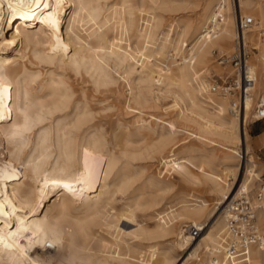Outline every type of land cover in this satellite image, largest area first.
Wrapping results in <instances>:
<instances>
[{
  "label": "bare ground",
  "instance_id": "obj_1",
  "mask_svg": "<svg viewBox=\"0 0 264 264\" xmlns=\"http://www.w3.org/2000/svg\"><path fill=\"white\" fill-rule=\"evenodd\" d=\"M108 1L0 0V264H178L182 258H175L174 251L187 254L182 264H233L234 257L224 253L223 207L242 189L251 190L249 184L259 178L246 128L250 109L253 122L264 94V7L246 11L251 0H238L235 15L231 0L195 4L198 11L172 21L159 37L161 51L169 46L162 53L143 51L158 39L160 19L143 24V48L104 46L116 25L125 19V30L131 32L141 17L138 0ZM149 1L155 8L182 10L183 0ZM240 17L253 19L242 36L254 83L238 107L231 94L211 91L205 71L214 49L233 55ZM94 34L100 40L96 45L88 39ZM159 58L166 62L164 67ZM220 64L213 68L224 70ZM133 72L140 74L134 86L142 83L150 93L152 81L170 92L173 103L195 123L200 140L238 147V161L230 157L215 168L201 162L200 178L185 171L207 196L192 202L180 198L171 212H151L154 200L134 184L138 171L121 162L124 157L140 159L153 149L137 154L103 149L105 139L87 129L86 139L73 138L83 131L89 112L86 105L78 110L70 74L84 73L99 88L113 82L114 75L128 81ZM41 75V88L49 91L38 102L34 91ZM160 89L150 107L160 109ZM43 108L71 109V115L52 127L35 129ZM30 132L34 139L19 137ZM43 142L55 149H42ZM167 142L159 139L161 146ZM116 194L124 199L118 209ZM208 197L216 203L211 205ZM121 222L133 228H123ZM257 222L264 226L263 212ZM188 225L198 227L199 235L186 233ZM168 236L170 251L148 248ZM244 260L264 264V239L250 247Z\"/></svg>",
  "mask_w": 264,
  "mask_h": 264
},
{
  "label": "rangeland",
  "instance_id": "obj_2",
  "mask_svg": "<svg viewBox=\"0 0 264 264\" xmlns=\"http://www.w3.org/2000/svg\"><path fill=\"white\" fill-rule=\"evenodd\" d=\"M120 1L109 0L108 2L110 4H119ZM203 1L183 0L180 3L182 10L166 11L162 8L153 7L149 0H138V4L141 5V17L135 29L131 32L125 30L126 20L124 19L122 23L115 26V31H111L107 35L103 40V45L109 46L111 43L120 44L123 47L129 45V50L143 48L145 43L141 36L143 24L146 23V26H150L160 19V34L157 39L159 41L149 42L147 48L143 51L156 49L163 53V51L165 52L169 49V46L166 44L167 47L161 51L159 49L161 45L159 37L168 25L172 21L191 16L200 8L196 7L195 4L202 3ZM251 2L246 11H252L258 5L264 7V0H251ZM231 8L235 15L239 12L238 0H231ZM10 30H13V28ZM88 39L92 45H96L100 41L97 34L89 36ZM218 50L217 48L213 50L211 66L205 71V75L211 82V85L214 80L221 83L227 77L235 78L233 63L231 62L232 56L229 57L228 53ZM253 51L256 52V50ZM8 54L10 55L11 52ZM180 54V58L185 55L184 48ZM158 61L160 67H164L166 62H163L161 58ZM220 62L224 70L223 68L221 70L213 68V66ZM175 64L178 63L175 62ZM230 68H232L231 74L227 72ZM139 75L138 72H133L128 77V81L114 75L115 80L113 82L95 88L91 79L86 74H70L68 79L70 89L73 92L72 98L75 100L78 110L83 109V106L86 105L89 112V116L82 126L83 131H80L79 135L73 136V138L77 142L86 139L88 136L85 135V130L87 129L86 131L89 132L96 131L101 138L105 139L106 144L103 149H115L119 153L135 154L138 151H143V149H153L142 155L140 159L132 160L124 157L121 158V162L128 164L130 170L138 171L134 184L135 187L141 188L144 191L145 198L152 197L154 200L151 212L153 211L154 214L162 210L164 212H171L172 209L178 207L180 198L185 197L192 202L207 196V193L204 194L202 192L203 186H193V179L185 171H190L200 178L201 162H207L215 168L219 163L227 161V158L230 157H234L233 159L238 161V147L232 143L226 144L200 140L195 123L183 115L180 107L173 103L171 94L166 88L159 87L152 81H149V88L152 90L150 93L147 92V88L142 83L137 85V87L136 85L134 86ZM42 76L37 79L35 84L34 94L37 99H40L45 92L49 91L47 87L41 88ZM159 88H161L160 91L163 92V96L159 100L160 109H157L150 106L153 103V96L156 95ZM262 91H264V87ZM231 95L232 99H236L234 94ZM41 100H38V102ZM39 112L41 119L35 124V129L47 126L52 127L56 122L68 120L71 115V109L47 111L43 108ZM250 113L246 132L249 135L248 144L252 146L255 154L259 177V175L264 173V123L251 122L253 109H250ZM27 135L30 140L34 139L32 132L21 133L19 137L22 138ZM162 138H167V145L161 146L159 144V139ZM42 149H55V145L48 146L43 142ZM255 180L256 178H253L249 187H257ZM119 195L116 194L115 196L114 206L117 209L122 207L120 204H124L122 203L124 201L122 195ZM208 198L211 205L216 203V198ZM52 201L53 198L48 204L51 205ZM120 226L128 229L133 228V225L125 222H121ZM171 241L172 238L168 236L147 246L148 248L155 249L154 251L161 249L170 251ZM204 250L205 247L203 246L202 251ZM172 255L175 258H182L178 264H182L185 258H187L185 251L184 253L174 251ZM192 264H199V262Z\"/></svg>",
  "mask_w": 264,
  "mask_h": 264
},
{
  "label": "built area",
  "instance_id": "obj_3",
  "mask_svg": "<svg viewBox=\"0 0 264 264\" xmlns=\"http://www.w3.org/2000/svg\"><path fill=\"white\" fill-rule=\"evenodd\" d=\"M253 23L252 17H240L237 22V32L240 37L236 38L235 51L231 57L234 68V77H227L218 83H212V92L234 94L237 98L234 106L240 107L242 99L249 94L253 87L254 79L250 76L247 66L249 53L246 52L243 43V31ZM253 122L264 123V94L260 97L255 110ZM257 187L249 191L241 190L224 205L225 232L223 233L224 253L234 257L233 264H246L244 258L250 247L260 245L264 239V226L257 222L258 214L264 213V173L256 179ZM190 236L195 237L200 229L188 225L185 230ZM210 264V263H207Z\"/></svg>",
  "mask_w": 264,
  "mask_h": 264
}]
</instances>
